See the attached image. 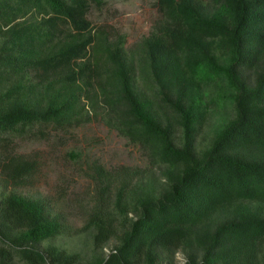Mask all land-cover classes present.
<instances>
[{
  "label": "trees",
  "instance_id": "16d2710c",
  "mask_svg": "<svg viewBox=\"0 0 264 264\" xmlns=\"http://www.w3.org/2000/svg\"><path fill=\"white\" fill-rule=\"evenodd\" d=\"M104 3L0 0V264H175L180 250L185 264H264V0H155L132 47L90 19ZM217 106L233 116L199 151ZM95 117L151 168L92 162L85 229L97 251L115 243L84 261L41 248L68 226L47 199L7 190L37 169L8 147Z\"/></svg>",
  "mask_w": 264,
  "mask_h": 264
},
{
  "label": "rangeland",
  "instance_id": "374dc122",
  "mask_svg": "<svg viewBox=\"0 0 264 264\" xmlns=\"http://www.w3.org/2000/svg\"><path fill=\"white\" fill-rule=\"evenodd\" d=\"M159 16L155 0H105L101 10L93 8L89 15L95 25L104 26L110 32L126 34L128 46L131 47L149 34ZM232 116L229 107L217 106L211 111L197 136L199 151L212 141L215 128L225 118ZM8 148L10 152L36 160L37 169L31 184L16 188L10 186L7 190L47 199L68 226L67 233L44 241L41 248L54 243L69 252L80 253L84 261L91 260L96 253H109L115 241H110L97 251L93 243V230L85 229L95 195V183L90 177L92 162L96 160L107 169L127 166L144 172L151 168L144 149L97 117L69 130L51 129L45 137L18 138ZM4 153L6 150L0 145V155ZM71 153H79L80 157L74 159ZM154 168L160 174V169ZM1 183L0 173V191L5 188ZM185 262L184 252L178 251L175 264Z\"/></svg>",
  "mask_w": 264,
  "mask_h": 264
}]
</instances>
